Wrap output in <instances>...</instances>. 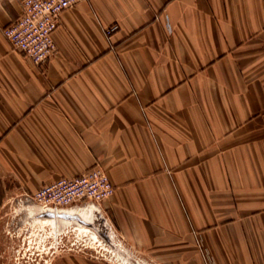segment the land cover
<instances>
[{"label": "crops", "instance_id": "1", "mask_svg": "<svg viewBox=\"0 0 264 264\" xmlns=\"http://www.w3.org/2000/svg\"><path fill=\"white\" fill-rule=\"evenodd\" d=\"M20 1L0 0V209L97 166L153 264H264V0H81L41 64L2 33Z\"/></svg>", "mask_w": 264, "mask_h": 264}, {"label": "rangeland", "instance_id": "2", "mask_svg": "<svg viewBox=\"0 0 264 264\" xmlns=\"http://www.w3.org/2000/svg\"><path fill=\"white\" fill-rule=\"evenodd\" d=\"M99 203L49 209L24 195L7 202L0 209V264H153L127 248L105 220ZM90 206L89 223H66L43 214Z\"/></svg>", "mask_w": 264, "mask_h": 264}, {"label": "built area", "instance_id": "3", "mask_svg": "<svg viewBox=\"0 0 264 264\" xmlns=\"http://www.w3.org/2000/svg\"><path fill=\"white\" fill-rule=\"evenodd\" d=\"M81 0H21L20 13L2 33L11 47L35 64L43 63L54 51L53 32L60 14ZM117 29L109 25L105 34ZM113 186L107 174L97 166L73 177H60L46 183L25 199L53 209L59 206L99 203L111 196Z\"/></svg>", "mask_w": 264, "mask_h": 264}, {"label": "bare ground", "instance_id": "4", "mask_svg": "<svg viewBox=\"0 0 264 264\" xmlns=\"http://www.w3.org/2000/svg\"><path fill=\"white\" fill-rule=\"evenodd\" d=\"M88 207V206H87ZM32 210V209H31ZM60 210V209H59ZM58 210V211H59ZM92 209L90 208H83V209H78V208H69V209H66V210H63V211H59V212H56V213H52V216L50 217H54L56 219V221H64L66 223H69L71 221H77V220H80V221H84L86 223H89V219L90 216L92 215L91 214V211ZM95 211V210H93ZM44 212V211H43ZM100 215V214H99ZM97 215V217L99 216ZM75 218L77 220H75ZM93 218V217H92ZM91 219V218H90ZM96 219V218H95ZM94 219V220H95ZM100 220V218H99ZM102 220V219H101ZM56 223V222H55ZM77 225H78V222H77ZM80 225V224H79ZM106 225V222H103V227H105ZM107 226V225H106ZM109 232V231H108ZM111 234V233H110Z\"/></svg>", "mask_w": 264, "mask_h": 264}, {"label": "water", "instance_id": "5", "mask_svg": "<svg viewBox=\"0 0 264 264\" xmlns=\"http://www.w3.org/2000/svg\"><path fill=\"white\" fill-rule=\"evenodd\" d=\"M90 209L92 208V206H90L89 207ZM52 210H45L44 212H43V214H46L47 216H52ZM54 213H56V212H54ZM75 220H77V219H75ZM78 221V220H77ZM80 221V220H79ZM103 222H105L104 220H103Z\"/></svg>", "mask_w": 264, "mask_h": 264}]
</instances>
